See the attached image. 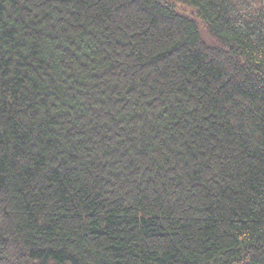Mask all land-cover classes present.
Segmentation results:
<instances>
[{"label":"trees","instance_id":"1","mask_svg":"<svg viewBox=\"0 0 264 264\" xmlns=\"http://www.w3.org/2000/svg\"><path fill=\"white\" fill-rule=\"evenodd\" d=\"M0 264H264V0H0Z\"/></svg>","mask_w":264,"mask_h":264}]
</instances>
